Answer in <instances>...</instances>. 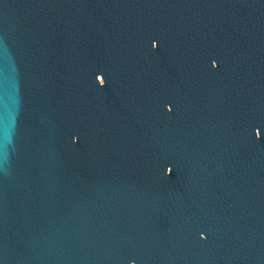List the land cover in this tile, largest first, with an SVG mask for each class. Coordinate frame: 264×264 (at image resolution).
I'll list each match as a JSON object with an SVG mask.
<instances>
[{
    "label": "water",
    "instance_id": "1",
    "mask_svg": "<svg viewBox=\"0 0 264 264\" xmlns=\"http://www.w3.org/2000/svg\"><path fill=\"white\" fill-rule=\"evenodd\" d=\"M0 264H264V0H0Z\"/></svg>",
    "mask_w": 264,
    "mask_h": 264
}]
</instances>
